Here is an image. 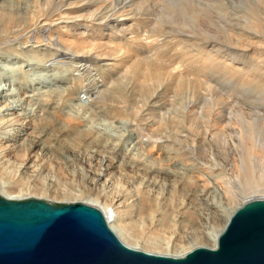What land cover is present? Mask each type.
<instances>
[{
    "label": "rangeland",
    "instance_id": "1",
    "mask_svg": "<svg viewBox=\"0 0 264 264\" xmlns=\"http://www.w3.org/2000/svg\"><path fill=\"white\" fill-rule=\"evenodd\" d=\"M21 1L13 2L11 0L10 7L13 6L14 9H17L22 4ZM201 1L199 0V4L202 6L198 4L201 11H199V27L198 24V28L196 27L197 36H199L198 42L200 41L206 46L205 51L207 52L214 54V50H221L222 53L219 54L221 58L219 59L217 56L220 63H231L227 56L223 59L225 53H228L224 49L234 52L236 58L233 60L237 63V73L226 75L219 71L217 69L220 65L219 62H216L217 66H213L214 69L202 73L199 71V66L203 62H197V64H193V67H189L190 61H192L190 57L194 55L193 53L197 54L200 48L192 44L195 43V40H188L190 35H187V31L190 30L189 32H191V28L188 29L186 24V31L183 29V25L181 26L187 35L182 42L183 46L182 43L177 44V46L174 44L169 52L156 55L148 54L144 56L145 60L141 56L138 61L132 58L133 55L130 57L126 56V53H119L118 56L125 61L122 62V66L120 65L114 71L108 72L91 68V65H87L89 60L86 58V62H81V66L76 68L64 57L48 58L36 51H21L20 47L24 46L23 40L16 45H11L6 50H1L0 75L2 78L4 77L1 85L9 89V93L17 91L15 98L24 99V96L31 95L33 99H48L47 92L51 87L45 88L42 84L43 80L51 76L60 79L67 78L66 87H69V91H78L81 104L89 108L92 111L90 114L93 116L87 114V118H91V120L89 122L81 121L77 114L80 101L69 102L67 97L66 100L63 98L61 103H64L65 116L57 115L56 117L57 123H59V131L63 137L59 139L57 147L59 146L62 151L66 150L72 159L68 162L52 159L50 156H37L39 161L36 162L37 167L30 170H33V173L23 174L18 166V159L9 156L7 163H4L5 165L0 169V189L3 188L13 195H17L20 191H22L21 193L24 192L19 199H16L19 201L41 200L56 206L85 203L103 212V207L111 205L115 201V197L123 196L118 203L120 204L118 219L119 224L123 227L122 234L125 233L124 235L128 239L130 237L131 240H138L139 245L144 249L157 252L164 250L168 253L188 250L195 242L197 244L206 242L211 245L210 235L212 236L223 228L226 222L225 212L242 202L264 198L263 186L245 191L246 184L241 177L240 156L242 151L234 146L233 138L236 137L233 132H236L238 137L242 131L239 119H244L246 123L253 122L248 114L264 118V25H259V22H262L259 20L264 16L259 14L260 19L257 15L255 16L256 19H259L256 29L249 24L253 22L254 12L261 9V4L264 1ZM32 3V0H24L23 6L28 7L29 5L30 7ZM13 8L11 9L13 10ZM208 11L209 13H207ZM190 16V14H186L185 17H182L188 21ZM262 19L264 21V18ZM31 20L29 19L30 24L33 23ZM84 23V21H78L79 25H84ZM7 28L8 26L5 32L9 29ZM76 29L79 32L82 28ZM154 32L152 33L151 30L150 33L147 32L148 34H146L151 35ZM72 35L73 33H70V37ZM53 36L58 37V35L51 33V37ZM32 41L35 42V40ZM33 42L30 45L35 44ZM46 42L44 41V43ZM188 49H191L190 52ZM104 53L102 50L98 52L99 59L97 61L100 62L99 65H105L106 60H112ZM110 54L108 53V55ZM112 56L117 58L116 54ZM199 57L197 56L196 59H200ZM156 58H159V61ZM204 58L205 56L201 57L202 60ZM127 59L132 61L129 60L128 62ZM152 59L155 62L151 61ZM133 61L139 66H141V61H145V64H142L144 67L140 69H146L150 64L155 70L159 68L165 72L169 69L172 76L169 77L170 83L167 79L168 71L165 72L167 75H163L164 73L160 71L163 73H161L163 75L162 85L160 82L157 83L144 78L141 71L138 73L135 70L137 66L133 65ZM157 62H159L158 65ZM177 65L181 66L183 71L179 70L180 67ZM174 67L179 70L178 73L175 69L172 71ZM134 72L136 73L134 74ZM173 72L176 73L173 74ZM139 75L140 78H138ZM178 75H182V77ZM88 77L92 81L103 82V89L109 90L107 91L108 94L105 93L100 99H93L85 87L88 83ZM174 77L181 83L176 82ZM179 77L180 79H178ZM170 78H174L175 81ZM17 79L19 81L24 80L26 83V88L22 91ZM37 79L41 83L38 84ZM116 79H120L122 83L120 81L117 83ZM54 88L56 87L52 89ZM115 90H117L115 92L116 97H125L124 104H118L112 96L111 93ZM65 104L68 106L67 108ZM223 109L227 111H223ZM223 115H226L228 123L218 120L219 116ZM182 117L183 119H194L196 123L186 122L182 124L183 126L180 125L181 128L174 119H181ZM202 120L209 121V123L202 122ZM261 122L264 123V121ZM90 124L94 130L105 133L103 136L106 138H103L106 141H103L104 144L108 141L104 145H107L106 148L110 145L123 146L122 150L124 149L125 157L130 155V158L126 159L127 162L132 161L133 156L136 157L135 159L140 157L147 165L164 169L163 174L167 175H163L164 178L160 179L163 183L162 188L157 190L145 187L138 178L136 179V176L134 178L133 171L128 167H126L128 174L116 172L113 168L114 158L103 150V147L99 149L95 145L88 146V148L84 146L85 139L93 134L90 130ZM191 124L194 125L191 127ZM193 126L197 129L194 130ZM229 130L233 132L230 134ZM216 134L218 138L220 136V139L215 138L217 143L210 144L209 141ZM107 135L112 136L111 140L107 139L109 137ZM120 138L122 140H119ZM255 149V157L264 158V150ZM102 151L104 152L102 153ZM105 152L107 153L105 154ZM174 158L175 160H172ZM176 161L179 163L178 167L174 165ZM254 164V162L250 164V168H253L252 172L255 178H260V183L264 184V173H262L264 166L261 163V166L257 163ZM182 167L186 169L187 176L182 181L172 178V172L178 171ZM99 176L103 179L97 180ZM176 181L178 182L176 183ZM194 192H201L202 199L191 198L190 194L192 195ZM8 197L6 193L0 192V198L8 199ZM182 214L183 217L181 216V218L180 215ZM203 236L204 238H201ZM190 238L195 242L189 241Z\"/></svg>",
    "mask_w": 264,
    "mask_h": 264
},
{
    "label": "bare ground",
    "instance_id": "2",
    "mask_svg": "<svg viewBox=\"0 0 264 264\" xmlns=\"http://www.w3.org/2000/svg\"><path fill=\"white\" fill-rule=\"evenodd\" d=\"M15 1H19V0H13V2ZM32 1L33 3L30 4L32 5L30 7L29 5L28 7L23 6V2H24L23 0L21 1L22 4L20 5V7H18L17 9H14L13 6L10 7L11 0H0V17H1L0 19V51L6 50L8 49V47H11V45H16L21 40H23L24 46L20 47L21 51H25V50L36 51L37 53L41 55L47 56L48 58L64 57L68 59L71 65H74L76 68L77 67L79 68L81 66V62H86L85 61V58H86L89 60L87 65H91V68H94V69L96 68V69H99V71L104 70L103 72H108V71H114L115 68H117L120 65L122 66V62L125 61V59L122 60L123 58L121 59L120 56H118L119 53L120 54L122 52L124 54L126 53V56H130V57L131 55H133L132 58L138 61L139 57L141 56H143V59H144L145 58L144 56H147L148 54L156 55V54H161V53L171 51L172 47H174L173 46L174 44H176V46L177 44L178 45L181 44L182 42H184V38H186L187 35L189 34L190 39L188 38V40L189 41L195 40V43H192V44H195L197 45L196 47L200 48L197 54L195 53H193L194 55L191 54L192 57L195 59V61L192 57H190L192 61L189 60L191 62L189 67L191 66L193 67L195 64H197V62H200V63L203 62V64L199 66L200 70L197 69L202 73L206 70L214 69L213 66L216 65V62H219L218 57L219 59L221 58V56L219 55L220 53H222L221 50L220 51L219 49L214 50V54L211 52H207L205 51L206 46L203 45V43H200V41L198 42L199 36H197L198 35L197 28L199 27V17H200L199 13L201 12L200 9L198 8L199 0H192V1L191 0H32ZM262 3L263 4H261L262 5L261 9L260 10L258 9L260 12L256 10L254 12L255 15L252 18L253 22L249 23L254 28L255 27L257 28L258 26L257 23L259 21H262V22H259L260 26L264 25V21L262 19L264 17L259 16V14H262L264 16V2ZM200 5L201 4H199V6ZM95 7L96 9H94ZM11 8H13V10ZM209 11L207 13H209ZM186 14L191 15L188 21H186L185 18H183L186 16ZM256 15L258 16V18L261 17V20H259L260 18L256 19L257 18L255 17ZM29 19L33 20V21L31 20L33 22L32 24H30ZM78 21H84L85 23L84 25H79ZM185 24L187 25L188 29L191 28V32H189L190 30L187 31L188 32L187 35L185 34L186 33ZM197 24H198V27H197ZM7 26L9 29L7 28L8 30L7 32H5ZM181 26L183 27L185 31L182 29ZM78 27L82 28L79 32H77V29H76ZM151 30H152V33L155 31L154 34L147 35L148 33L151 32ZM51 33H53L54 35H58V37H54V36L51 37ZM70 33H73L71 37H70ZM145 36L147 37L145 38ZM67 37H70V39H67ZM32 40H35V42H33ZM44 41H47V42L44 43ZM31 42L35 44L30 45ZM182 46H183V43H182ZM88 48H91V49L87 50ZM101 50L103 51V53L105 51L106 55L109 56V59H112V60H106L107 62H105L106 63L105 65L104 64L99 65L100 62L97 61V59H99L98 52H100ZM224 50L226 52L228 51V53H225V56L223 57V59H225L227 56L228 57L227 59L230 60L231 63H225L220 60L222 63L219 62L220 65H218L217 69H219V71L224 72L226 75L228 74L232 75L234 73H237L238 72L237 63L235 60H233L236 58V54L230 50H226V49ZM108 53H111V54L108 55ZM114 54L117 55V58L112 56ZM196 55L200 56L199 57L200 59H196L197 58ZM107 56H105V58H107ZM202 56H205L203 60L201 59ZM79 58L84 59V60L83 61L81 59L77 60ZM158 59L159 58H156V60ZM129 60L132 61L131 59H127L128 62ZM154 60L152 59L151 61H154ZM144 62L141 61L140 63L141 66H139V64L137 65L133 61V65L137 66V68L135 66L136 68L135 70L138 73L139 71H141L144 78L149 79L151 81H155L157 83L159 82L161 83L163 79V75H165L168 71L167 79L169 81L168 83H170L169 77L171 76V72L169 73V69L168 70L164 69V70H167L165 71L166 72L165 73L163 72L162 69L160 70L157 66L156 68H158V70L153 69L151 67L152 65L150 64L148 65L146 69L142 68L143 69L142 70L140 68L144 67L142 66ZM158 63L159 62H157V65ZM102 66H105L107 68L105 69V67H102ZM177 66L180 67L178 68L180 70L181 66L179 65ZM174 69L176 72L177 71L179 72L178 69L176 70V67L172 68V71ZM181 70L183 71V69ZM0 71H1V67H0ZM160 71H162L164 74ZM176 72H173V74ZM21 73H24V72L21 71ZM135 73L136 72H134V74ZM180 77H182V75ZM180 77L178 79H180ZM3 78L0 75V169L3 167V165H5L4 163H7L8 161L7 158L9 156H13V157H16L15 159H18L17 160L19 163L18 166L19 168H21V171L23 172V174H28L29 172L33 173L34 168L37 167L36 166V162L38 161L37 156H45V157L50 156L52 157V159H60V161L64 160V161L69 162L72 159L69 153H67L66 150L65 151L60 150L59 146H58L59 149L57 147V143L59 139L63 137V135L61 134V131H59V123H57L58 121L56 120V117L57 115L65 116L64 103L62 104L61 102L63 98H65L66 100V97H67V101L69 102L73 100L80 101V103H78L77 114H78V118L81 121L89 122L91 120V118L90 119L87 118L86 115L89 114L93 116V114H90L92 113V111L89 108H86L84 105L81 104L82 103L81 97L78 91L77 90L69 91L70 90L69 87H66L67 86L66 81L68 80L67 78L60 79V78L51 76L50 78L48 77L46 80H43L44 82L42 83L45 86V88L51 87L49 91L47 90L48 91L47 94L50 99L49 98L43 99V100L33 99V96L31 95L24 96L25 97L24 99H19V98H15V93L16 94L18 93L17 91L15 93L13 92L9 93V89L1 85L2 81L4 80ZM138 78H140V75ZM174 78H170V79H174ZM90 79H91L90 77L87 78L88 83L85 85V87H87V92L93 97V99H100L101 96H103L105 93L108 94L107 91L109 90L103 89L104 87L103 82H100L98 80L92 81ZM17 80H18V84L22 91V89L26 88V83L24 80L22 81H19V79ZM119 81L120 79L119 80L116 79L117 83ZM39 82L40 81L38 80L37 83L39 84ZM176 82L181 83V81H178V80ZM53 87H56V88L52 89ZM116 91L117 90L111 93L112 96L116 99L118 104H124L123 100L125 97L124 96H122L121 98L116 97V94H115ZM110 92H109V95H111ZM211 96L210 98H212ZM211 103L210 104L208 103V104L211 105ZM65 107L67 108L68 106L65 104ZM120 107L124 108L122 106ZM223 111H227V110L223 109ZM248 115H249L248 117H250V119H252L253 122L246 123L244 119L238 118L240 121L239 124L241 125V129H242L240 136L237 137L238 134L236 132H233L232 130H229V132L230 134L232 132L233 134H236V137H233L235 141L234 146H236L237 149L242 151L241 156H240V161H241V166H242V176L241 177H242V181H244L246 184L245 191H247L246 189L260 188V186H263V190H264V184L260 183L261 179L260 178L256 179L252 172L253 168H250V164H252L253 162L255 164L257 163L259 166H261V164L264 166V158H261V159L256 158L255 157L256 152L254 151L255 148H257L260 151L264 150V123L261 122V121H264V118L256 117V115H253V114L252 115L248 114ZM174 120H176L179 126L182 125L183 123L185 124L186 122H190V123L195 122L194 119H191V118L183 119V117L181 119L178 118ZM218 120H220V122L221 121L225 122L227 121V117L226 115L219 116ZM202 122L209 123V121H204V120H202ZM190 123H187V124H190ZM192 125L194 124H191L190 126L192 127ZM162 126L164 127V124ZM197 126L199 127V125ZM90 128L93 134L91 136L89 135V137L85 139V142H83L84 146H87L88 148V146L95 145L99 149L100 148L102 149L103 147L104 148L103 150L107 151L114 158L113 168L116 172L127 173L126 167H128L130 170L133 171L134 178L136 176V179L138 178L140 183L144 184L145 187L153 188L157 190H160L162 188L163 183H161L160 179H162L163 175L164 176L167 175V174H163L164 169H157V167L153 168L152 166H149V164L147 165L146 162L144 163V161L141 160L140 157H139L140 159L139 160L138 158L135 159L136 157L134 158L133 156V160L132 161L130 160L129 162H127L126 159L130 158V155L128 157H125V154L123 152L124 149L122 150L123 146L119 147L118 145L116 146L110 145L109 147L106 148L107 145L106 146L104 145L108 141L105 144L103 141L105 140L104 138H106V136H103L105 133H102L103 131L99 132L98 130H94L92 126ZM193 128L194 130L197 129V128L195 129L194 126ZM194 130H193V133L195 132ZM107 136H109L107 137V139L111 140L112 136L110 135H107ZM215 138H218L217 134L216 136L214 135L212 139L209 141L210 144L213 142H215V144L217 143V141H215ZM218 139H220V136ZM119 140H122V139L120 138ZM103 152L104 151H102V153ZM107 152H105V154ZM34 157L35 159H33ZM257 157H259L258 154H257ZM172 160H175V158ZM141 161L143 162L141 163ZM130 162H133V163L130 164ZM212 162L214 163L213 160ZM174 165L178 167L179 163L176 161ZM111 167H112V164H111ZM31 169L33 170L30 171ZM171 176L175 180L182 181L187 176V171L185 168L182 167L180 170L172 172ZM100 179H103V178H100V176L97 177V180H100ZM178 181H176V183ZM176 183L175 185H177ZM0 192H4L9 196L7 200H13V201H19L16 199H19V197H21V195H23L24 193V192L21 193L22 191H20L17 195H13V193H10L3 188L0 189ZM190 197L193 199L199 200V198H201L202 195H201V192H194L192 195L190 194ZM115 198H116L115 201L113 200L114 205L112 203L111 205H108L107 207H103V210H104L105 215L107 216L109 226L116 233L119 239L125 245H127L129 248L133 250L143 251V252L157 255V256H165V257H172V258H183L185 257L186 254L190 253L191 251L199 247H205L209 249L217 248L218 239L220 235L227 228L230 222V219L232 218L234 213L244 203L242 202L240 204H237L232 209L225 212L224 217L226 218V222L220 231L212 234V236L210 235L209 240L212 243L211 245L207 244L206 242L197 244V242H195L193 239L190 238L189 241L195 242V244L190 249L179 251L176 253H168L164 250H162L161 252H157V251H151V250L144 249L139 245L140 242L138 240L136 239L131 240L132 238L130 237L128 239V237L124 235L125 233L122 234L123 227L119 224V219H118V216H119L118 210L120 207L119 206L120 204L118 203L121 201L123 196H118ZM116 204L118 205L115 207ZM157 206L159 207V205ZM157 209L159 210V208ZM181 216L183 217V214L180 215V217ZM201 238H204V236Z\"/></svg>",
    "mask_w": 264,
    "mask_h": 264
},
{
    "label": "water",
    "instance_id": "3",
    "mask_svg": "<svg viewBox=\"0 0 264 264\" xmlns=\"http://www.w3.org/2000/svg\"><path fill=\"white\" fill-rule=\"evenodd\" d=\"M0 264H264V199L238 208L217 248L172 258L129 248L94 206L0 198Z\"/></svg>",
    "mask_w": 264,
    "mask_h": 264
}]
</instances>
